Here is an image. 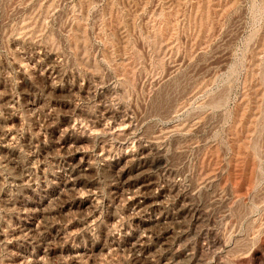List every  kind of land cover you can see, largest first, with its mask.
Masks as SVG:
<instances>
[{
  "label": "rangeland",
  "instance_id": "1",
  "mask_svg": "<svg viewBox=\"0 0 264 264\" xmlns=\"http://www.w3.org/2000/svg\"><path fill=\"white\" fill-rule=\"evenodd\" d=\"M0 146V264H264V0H0Z\"/></svg>",
  "mask_w": 264,
  "mask_h": 264
},
{
  "label": "bare ground",
  "instance_id": "2",
  "mask_svg": "<svg viewBox=\"0 0 264 264\" xmlns=\"http://www.w3.org/2000/svg\"><path fill=\"white\" fill-rule=\"evenodd\" d=\"M114 115V114H113ZM119 129V128H118ZM116 130V129H115ZM110 131V130H109ZM113 133V132H112ZM8 135V133L6 134ZM1 147V146H0ZM67 148V147H66ZM69 152V151H68ZM141 158V157H140ZM82 163V162H81ZM83 164V163H82ZM80 166V164H79ZM77 167V166H76ZM72 167H70L71 169ZM85 170V169H84ZM79 171L82 172L81 169L79 170H75V168H73L71 170V173L76 174L79 173ZM70 173V172H69ZM144 173L146 174V172L144 171ZM122 175V174H121ZM141 175V174H140ZM79 176V175H78ZM75 180V179H74ZM75 182V181H74ZM153 184V182L148 179L147 177H141V176H136L134 175L133 177H127L126 179L121 178V186L119 187V190L116 191H120L122 194V197L124 199V201L126 202V204L129 207H132L133 209H135L137 212H146L148 210H152L155 209L161 202L160 200V196L161 194H153V193H148L147 190L149 187H151ZM67 185V184H66ZM73 185V184H72ZM80 190V189H79ZM150 192V191H149ZM152 192V191H151ZM118 193V192H117ZM163 201V200H162ZM153 221V220H151ZM142 223V222H141ZM140 223V224H141ZM139 225V224H138ZM140 231L141 233H139L138 238L136 239V241L133 243L134 247L139 250L142 254V258L145 259V261L147 262V264H157L154 263V253L151 252V250L146 247L145 242H146V238L149 236L150 233H148L149 229L147 227L146 223L141 224L140 226ZM135 229V228H134ZM29 230V229H28ZM131 230V229H130ZM150 230V229H149ZM133 231V229H132ZM139 232V231H138ZM131 235V234H130ZM133 236V235H132ZM152 237V236H151ZM150 237V238H151ZM149 238V239H150ZM125 242V240H124ZM131 243V242H130ZM168 243V242H167ZM172 243V242H171ZM147 244V243H146ZM149 244V243H148ZM162 244V243H161ZM164 245H166V243H163ZM162 246V245H161ZM173 247V246H171ZM36 248V247H35ZM20 249V248H19ZM162 249V248H161ZM171 249V248H170ZM25 250V249H22ZM45 250V249H44ZM165 250V249H164ZM11 251V250H10ZM19 251V250H18ZM46 251V250H45ZM169 251V249H168ZM165 252V251H164ZM17 253V252H15ZM159 253V250H158ZM157 254V253H156ZM160 254V253H159ZM40 255L39 250H29L27 249L26 252L24 254H20L21 256V261L18 264H39L41 263V257H38ZM179 255V254H178ZM45 256V255H44ZM77 256V255H75ZM159 256V255H158ZM165 256V255H164ZM172 256V255H171ZM175 256V255H174ZM157 257V256H156ZM44 258V257H43ZM175 258V257H173ZM173 260V259H172ZM189 260V259H188ZM191 260V259H190ZM177 262V261H176ZM184 262V261H183ZM163 264H170L171 262L166 261V259H164V261H162ZM178 263V262H177ZM185 263V262H184ZM187 263V262H186ZM5 264H13L11 263H5ZM159 264L160 261H159ZM179 264V263H178ZM183 264V263H182ZM190 264V263H188Z\"/></svg>",
  "mask_w": 264,
  "mask_h": 264
}]
</instances>
